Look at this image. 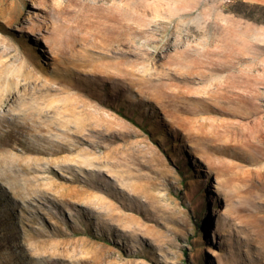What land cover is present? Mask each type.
Returning a JSON list of instances; mask_svg holds the SVG:
<instances>
[{
    "label": "rangeland",
    "instance_id": "374dc122",
    "mask_svg": "<svg viewBox=\"0 0 264 264\" xmlns=\"http://www.w3.org/2000/svg\"><path fill=\"white\" fill-rule=\"evenodd\" d=\"M0 264H264V0H0Z\"/></svg>",
    "mask_w": 264,
    "mask_h": 264
}]
</instances>
